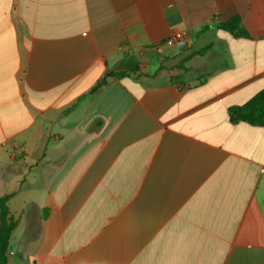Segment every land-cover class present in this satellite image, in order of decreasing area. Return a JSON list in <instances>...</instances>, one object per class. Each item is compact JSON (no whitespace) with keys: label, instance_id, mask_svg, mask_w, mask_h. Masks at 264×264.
Here are the masks:
<instances>
[{"label":"crops","instance_id":"obj_1","mask_svg":"<svg viewBox=\"0 0 264 264\" xmlns=\"http://www.w3.org/2000/svg\"><path fill=\"white\" fill-rule=\"evenodd\" d=\"M262 91L264 0H0L6 264H264Z\"/></svg>","mask_w":264,"mask_h":264},{"label":"trees","instance_id":"obj_2","mask_svg":"<svg viewBox=\"0 0 264 264\" xmlns=\"http://www.w3.org/2000/svg\"><path fill=\"white\" fill-rule=\"evenodd\" d=\"M217 29L225 31L235 37L248 38L247 31L241 26L238 16L231 17L228 21L220 23ZM210 46L202 48L195 54H204ZM126 65L119 66L109 71L104 79L98 83L92 91H97L108 83V79L119 78L126 73ZM229 118L231 122H246L252 125L264 126V91L253 96L249 101L240 105L229 108ZM8 197H0V264L7 262V248L14 223L11 220L6 206Z\"/></svg>","mask_w":264,"mask_h":264},{"label":"built area","instance_id":"obj_3","mask_svg":"<svg viewBox=\"0 0 264 264\" xmlns=\"http://www.w3.org/2000/svg\"><path fill=\"white\" fill-rule=\"evenodd\" d=\"M188 38V35L186 32L184 31H180V32H177V33H174L169 39H168V42L172 45H175V44H178L182 41H186ZM153 50L157 53V54H161L162 53V46L161 45H158V46H155L153 48Z\"/></svg>","mask_w":264,"mask_h":264},{"label":"water","instance_id":"obj_4","mask_svg":"<svg viewBox=\"0 0 264 264\" xmlns=\"http://www.w3.org/2000/svg\"><path fill=\"white\" fill-rule=\"evenodd\" d=\"M185 46H186V43H179V44L177 45L178 49H182V48L185 47Z\"/></svg>","mask_w":264,"mask_h":264}]
</instances>
